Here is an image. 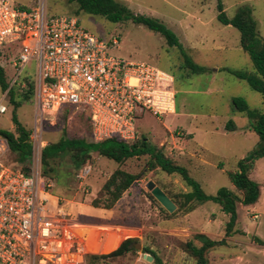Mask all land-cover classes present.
<instances>
[{
    "label": "rangeland",
    "instance_id": "1",
    "mask_svg": "<svg viewBox=\"0 0 264 264\" xmlns=\"http://www.w3.org/2000/svg\"><path fill=\"white\" fill-rule=\"evenodd\" d=\"M16 6L30 7L36 0H9ZM50 15H75L76 4L66 0H45ZM134 15H141L164 24L179 40L183 50L197 65L206 69L194 74L186 67L184 56L176 47H169L163 36L142 24L126 21L113 24L104 18L84 13L76 14L80 25L92 34L105 40L117 38L118 47L112 54L134 61H146L171 74L174 78L175 113L154 117L148 113L138 118L136 125L140 140L146 138L149 145L187 169L189 176L199 185L204 194L214 196L222 188L231 190L240 199L242 193L229 181L227 171L235 170L236 163L259 148V136L251 129L252 121L244 114L233 111L231 98L242 97L251 109L264 112V97L251 90L246 81L227 73L225 69L254 72L247 53L239 43V32L231 26H224L217 20L218 0H116ZM223 10L231 18L238 7L247 5L257 25L258 35H264V0H221ZM12 54V53H11ZM8 54L0 61L7 81L14 75L13 56ZM32 77V64L24 71ZM23 75V77H24ZM27 83L22 88L14 86V102L20 103L15 114L20 124L29 131L28 140L41 150L50 143H57L65 127L68 138L83 137L85 126L74 111L63 115L48 114L41 134L34 136V108L26 95ZM0 88V100L3 95ZM7 111L0 114V130L15 133L12 113L14 104L9 95L3 100ZM232 120L236 130L227 132L226 123ZM136 139V140H137ZM194 139V140H193ZM135 140V141H136ZM200 145V146H199ZM33 148V147H32ZM39 153V167L41 164ZM7 154V153H6ZM8 162L15 161L7 154ZM149 156L132 158L123 164L91 153L89 175L81 182L77 178L67 155H60L56 163V174L47 180L51 184L42 195L50 207L57 202L64 206L76 222L83 226V232L98 233L100 230L116 232L118 223L141 224L147 228L139 239L143 247H150L164 264H194L185 252L184 244L197 233L219 241L225 239V246L207 251L210 264H264V157L257 158L249 171V178L260 186V197L256 204H236L237 220L231 234L226 236L229 216L214 202L193 201L186 208H175L168 212L155 198L147 184L152 182L163 192L181 194L190 189L178 175H168L159 168L147 171ZM222 162V170L219 163ZM28 163V169L31 166ZM117 169L132 174H141V180L134 183L129 193L122 196L118 206L102 208L106 195L102 188L110 175ZM42 173V170H41ZM69 173V174H68ZM101 193V194H100ZM97 200L98 207L92 202ZM183 199L180 198V203ZM129 207V212L127 207ZM192 208V213L189 212ZM109 211V212H105ZM190 214L188 216L187 214ZM118 221V222H117ZM111 226L100 229L99 226ZM121 231V230H119ZM207 233V234H206ZM260 243H258V241ZM200 246L201 243L194 241ZM137 254L98 261L96 264H141L147 262L141 250ZM109 252L95 253L102 255ZM85 264L87 262L85 261Z\"/></svg>",
    "mask_w": 264,
    "mask_h": 264
},
{
    "label": "built area",
    "instance_id": "2",
    "mask_svg": "<svg viewBox=\"0 0 264 264\" xmlns=\"http://www.w3.org/2000/svg\"><path fill=\"white\" fill-rule=\"evenodd\" d=\"M118 44L85 30L75 16L50 15L45 0L25 8L0 0V51L14 55L9 88L32 83L34 136L48 114L67 105L85 111L94 142L116 138L128 145L138 138V118L175 113L173 76L112 54ZM30 64L32 77L24 75ZM31 148L29 170L13 168L4 162L8 144L0 135V264H85L103 236L92 242L60 202L50 207L42 199L52 185L41 177L40 146ZM90 171L83 166L77 178L82 182Z\"/></svg>",
    "mask_w": 264,
    "mask_h": 264
},
{
    "label": "trees",
    "instance_id": "3",
    "mask_svg": "<svg viewBox=\"0 0 264 264\" xmlns=\"http://www.w3.org/2000/svg\"><path fill=\"white\" fill-rule=\"evenodd\" d=\"M69 4H76L77 9L75 15L84 13L88 15L98 16L104 18L106 21L118 24L126 21L142 24L148 29L157 32L163 36L169 47H176L184 56L186 67L194 74L203 73L205 68L195 64L183 50L182 45L177 39L176 35L169 30L164 24L141 15L132 14L127 7L117 2L116 0H66ZM25 8L26 6H19ZM217 8L219 14L217 16L218 22L224 26H231L239 32V43L242 50L248 54L254 68V72L237 71L232 69H225V71L240 80H244L249 85L250 89L261 94L264 97V35L260 37L257 31L256 22L252 16V10L249 6L243 5L237 8L236 13L231 17H227L223 10L221 0H218ZM73 15V16H75ZM77 17V16H76ZM6 55L0 51V61ZM27 90L24 98L29 100L32 94V83L26 80ZM10 79L7 81L4 72V67L0 65V88L3 93L8 89L10 100L14 104L12 113L13 124L16 127L15 133L0 130V135L7 140L8 151L15 161L8 162L6 155L4 162L11 165L13 168H19L27 172L28 163L31 157V144L28 140L29 131H27L18 121L15 110L20 107V103L14 102L13 87L9 88ZM233 111L244 114L252 121L251 129L259 136V148L251 152L245 158L236 163L235 170L227 171L226 174L231 184L242 193L240 199L231 190L227 188L220 189L216 195L208 196L203 193L197 182L192 179L187 169L166 157L162 151L158 150L148 144L146 138L142 136L140 140H136L128 145L124 142L112 138L101 142H94L92 140V130L89 118L84 110H76L72 106H63L58 115H63L66 118L67 112L74 111L77 113L76 117L79 122L85 126V136L68 138L66 129L63 128L62 137L57 143H50L45 146L41 153L42 164V180L46 183L48 179L53 178L57 172L56 163L60 155H67L71 167L79 171L80 168L90 165L91 153H97L101 157L123 164L126 160L132 158H139L142 156H149L147 162V171H152L159 168L162 172L168 175H178L186 186L190 189L189 192L178 195L164 192L171 202L177 206L178 209L186 208L193 201L207 202L211 201L217 204L223 213L229 216V221L226 225V236L230 235L232 227L237 220L236 204L241 203L244 206H251L257 203L260 197V186L257 182L249 178V171L251 170L257 158L264 157V112H259L256 109H251L246 100L242 97L231 98ZM225 131L233 132L236 130V125L232 120H229L224 126ZM139 138V133H137ZM219 168L224 164L219 163ZM69 174V173H68ZM141 180V174H132L124 170H115L102 188V193L106 195V203L102 206L104 209H111L115 203L122 197V195L137 181ZM101 194V193H100ZM154 199L153 195H150ZM180 198L183 202L180 203ZM98 201L92 202L93 207H98ZM189 212L192 208L188 209ZM194 241L201 243L200 246L194 244ZM258 241V240H257ZM139 243V239L127 238L123 240L119 247L107 254L102 255H88L85 258L87 264H96L98 261L106 259H115L124 257L127 254H137L135 245ZM227 241L225 239L215 241L204 234H195L192 239L187 240L184 244L185 252L193 259L194 264H210L207 258V251L213 248L225 246ZM260 243V241H258ZM142 253L153 257V264H164L158 255L148 246L142 248Z\"/></svg>",
    "mask_w": 264,
    "mask_h": 264
},
{
    "label": "crops",
    "instance_id": "4",
    "mask_svg": "<svg viewBox=\"0 0 264 264\" xmlns=\"http://www.w3.org/2000/svg\"><path fill=\"white\" fill-rule=\"evenodd\" d=\"M11 77H12V75H11ZM11 77H10V79H11ZM133 186H134V184L122 196H124L125 194L129 193L130 190L133 188ZM121 200H122V197L117 201V204L115 205V208L118 206V204H119V202ZM94 209H96V208H94ZM127 209H128V212H129V207H127ZM109 211L112 212V211H114V209L109 210ZM109 211H105V212H109ZM191 213H189L187 215L190 216ZM108 227H111V226L110 225L109 226H105V225L99 226L100 229H107ZM114 227L116 229H118V233H121V232L125 233V236H122L117 242H115V234H117V231L116 232H110V231L100 230V231H98V233H95V234L93 232L92 233L89 232V233H91L93 235L92 236V242L96 241L95 240L96 239L95 236L102 235L103 239H104L102 247L99 250H97L95 253H103V252H109V251L111 252V251L115 250L116 248H118L120 243L123 240H125L127 238H140V236H142L143 232L147 231V228L145 226L141 225L140 223L137 224V225H135L134 223H118ZM119 230H121V231H119ZM204 233L205 232L199 233V234H204ZM113 242H115V244L117 243L114 247H112ZM141 247L143 248L142 245H141ZM142 248H141V250H142ZM135 264H141L139 258L137 259V261H135Z\"/></svg>",
    "mask_w": 264,
    "mask_h": 264
},
{
    "label": "water",
    "instance_id": "5",
    "mask_svg": "<svg viewBox=\"0 0 264 264\" xmlns=\"http://www.w3.org/2000/svg\"><path fill=\"white\" fill-rule=\"evenodd\" d=\"M147 188L150 190L153 197L168 211L172 212L175 208V205L171 202V200L159 189L158 187H155V185L152 182H149L147 184ZM141 245L138 243L135 245L136 250H141ZM143 258L147 262H153V257H151L148 254H144Z\"/></svg>",
    "mask_w": 264,
    "mask_h": 264
},
{
    "label": "bare ground",
    "instance_id": "6",
    "mask_svg": "<svg viewBox=\"0 0 264 264\" xmlns=\"http://www.w3.org/2000/svg\"><path fill=\"white\" fill-rule=\"evenodd\" d=\"M119 239H120V237L116 236L115 237V242H117ZM115 242H113L112 247H114L117 244V243L115 244Z\"/></svg>",
    "mask_w": 264,
    "mask_h": 264
}]
</instances>
